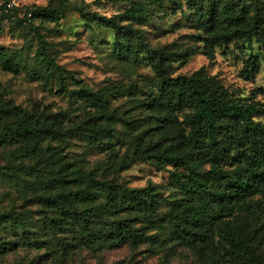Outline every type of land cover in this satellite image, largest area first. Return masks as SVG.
Here are the masks:
<instances>
[{
	"label": "trees",
	"instance_id": "1",
	"mask_svg": "<svg viewBox=\"0 0 264 264\" xmlns=\"http://www.w3.org/2000/svg\"><path fill=\"white\" fill-rule=\"evenodd\" d=\"M248 1L253 7L251 15L241 4L227 0L199 8L198 22L206 34L202 39L206 49L234 39L253 38L264 55V0ZM143 12L144 4L132 1L123 16L133 19ZM79 13L86 23L97 22L113 30L116 36L133 34L135 47L155 58L151 67L157 85L144 92L143 98L152 124L145 129L148 134L131 137L132 155L113 160L112 169L119 170L144 159L161 168L171 165L172 186L180 196L169 200L160 211L157 187L152 184L128 187L82 174L70 165L51 168L43 181L54 182L59 190L32 198L53 213L42 220L43 227L52 232L70 229L75 245L81 247H115L125 243L135 246L165 239L207 247L204 264H264V255H256L232 224L238 214L264 210V120L260 119L264 109L236 94L203 66L189 74L173 76L165 64L166 52L148 48L140 32L121 24L116 16L82 9ZM61 17L63 13L51 4L23 9L0 5V19L12 25L30 26L35 20L57 21ZM35 55L46 76L38 67L25 62L21 50L1 47L0 66L13 72L22 69L30 79L53 78L57 87L84 109V119L74 126L76 131L99 142L111 141L118 121L109 100L112 90L85 85L67 88L68 80L76 81L49 56L41 36ZM257 65V57L250 55L244 61L243 72L249 74ZM0 116V142L18 145L13 150L17 157L40 155L41 143L47 137L66 133L64 112L30 113L9 100L0 102ZM56 155V151H51L52 158L58 159ZM67 175L74 176L79 186H66ZM19 215L0 214V222L10 219L15 221L11 225H19L24 221ZM163 227L164 237L158 239L157 233Z\"/></svg>",
	"mask_w": 264,
	"mask_h": 264
},
{
	"label": "rangeland",
	"instance_id": "2",
	"mask_svg": "<svg viewBox=\"0 0 264 264\" xmlns=\"http://www.w3.org/2000/svg\"><path fill=\"white\" fill-rule=\"evenodd\" d=\"M132 1L144 4V12L127 19L123 12ZM227 1L241 4L247 15L252 14L253 7L248 0ZM210 2L218 4L221 0H15L20 9L51 4L63 17L57 21L35 20L30 26L12 25L0 19V48L21 50L25 62L38 67L46 76L35 55L41 36L49 56L76 81L68 80L67 88L85 85L112 90L109 100L118 121L111 141H96L76 131L74 126L84 119V109L73 97L63 93L53 78L30 79L22 69L13 72L0 66V102L11 100L30 113L64 112L66 115L65 135L47 137L41 143L40 155L17 157L13 150L18 145L0 142V214L19 213L24 218L19 225H11L15 221L10 219L0 222V264H204L203 255L209 253L207 247L165 239L161 243L147 241L135 246L127 243L94 248L75 245L70 229L52 232L43 227L42 220L53 213L32 198L58 191L59 186L54 182L43 181L44 175L51 168L66 165L79 168L82 174H92L98 180H113L128 187L152 184L157 187L160 211L169 200L180 196L172 186L171 165L161 168L144 159L119 170L112 169L113 160L132 155L131 137L148 134L145 129L152 124L143 98L144 92L157 85L151 67L155 58L152 53L135 47L133 34L125 32L116 36L113 30L97 22L88 24L79 9L116 16L121 24L138 30L148 48L166 52L165 64L173 76L189 74L203 66L208 74L219 77L236 94L257 102L264 109L261 45L253 38L234 39L229 44L206 49L202 40L206 34L198 16L199 8ZM250 55L257 57L258 65L246 74L243 64ZM260 119L264 120V114ZM2 122L0 116V129ZM51 151L57 152L58 159L50 156ZM66 178V186H79L74 176ZM232 224L256 255H264V210L238 214ZM165 232L163 227L157 238H163Z\"/></svg>",
	"mask_w": 264,
	"mask_h": 264
},
{
	"label": "built area",
	"instance_id": "3",
	"mask_svg": "<svg viewBox=\"0 0 264 264\" xmlns=\"http://www.w3.org/2000/svg\"><path fill=\"white\" fill-rule=\"evenodd\" d=\"M0 5H3L6 9H10L17 4L15 3V0H0ZM28 16H30V13H28Z\"/></svg>",
	"mask_w": 264,
	"mask_h": 264
}]
</instances>
